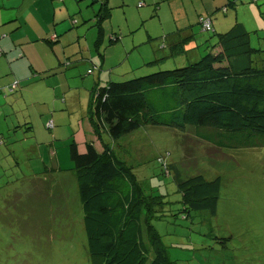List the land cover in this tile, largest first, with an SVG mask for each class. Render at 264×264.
Segmentation results:
<instances>
[{
    "label": "rangeland",
    "instance_id": "obj_1",
    "mask_svg": "<svg viewBox=\"0 0 264 264\" xmlns=\"http://www.w3.org/2000/svg\"><path fill=\"white\" fill-rule=\"evenodd\" d=\"M69 1L78 6L76 0ZM229 1L232 4L229 5L227 0H110L113 9L110 19L103 22L108 32L104 44L97 49L98 29L88 23L67 36V41L71 39L85 45L76 46L77 51L70 46L60 51L62 55H69L72 61V54L80 52L81 56L82 50L89 61L77 59L67 72L48 78L47 85L32 86L33 94H39V102H16L15 108L10 103L5 105L7 120L0 117L1 130L9 125L16 126L17 121L26 125H21V131L12 133L10 138L0 131L5 135L4 143H0V264H90L80 219L78 187L69 171L73 163L68 145L74 139L80 142L82 149L85 139L91 138L85 116L94 80L102 74V84H105L109 80L123 81L160 69L155 65H143L153 60L157 52L167 51L160 49L165 38L179 40L190 33L201 44L212 35L203 32L198 24L200 14L211 15L218 32L228 31L236 22L244 23L250 32L257 30L258 33L250 36L251 45L263 48L264 15L261 12H264V6L259 7L253 0ZM36 2L40 5L39 0H25L24 7L29 9ZM56 2L62 4L63 0ZM71 8L75 10L73 6ZM51 20L41 9L30 17L26 31L45 36L48 34L46 24ZM114 28L117 30L114 35L120 39L112 44L110 36L115 37L112 36ZM6 30L7 27L0 28V43ZM51 37L49 39L53 41ZM212 38L217 41L216 36ZM56 42L50 43L52 48L58 47ZM47 53L53 54V50L50 47L49 52L42 50L38 60L45 62L40 56L46 59ZM12 60L16 67L19 64L16 57ZM40 61L38 67H41ZM94 65L102 70L89 75L88 70H93ZM174 65L180 64L170 60L161 68ZM6 78L4 80L8 82L10 79ZM53 104L67 107L65 111L55 113V119L53 115L48 117V105ZM15 110L19 113L15 114ZM50 120L53 130L46 127ZM105 142L130 166L143 195L152 201L154 218L151 224L172 262L264 264V148L219 150L198 139L191 127L183 132L143 127L119 141L105 138ZM95 143L102 150V142L95 138ZM58 164L60 168H55ZM172 165L176 172L170 168L168 171V166ZM51 169L54 172H49ZM177 173L179 181L197 175H203L207 180L222 178L216 216L194 211L189 216L184 211L182 194L175 182ZM51 178L56 189L65 190V201L60 207L65 212L58 214L57 220L56 216L50 220L51 216L47 222L50 228L54 225V237L46 234L32 238L31 234L36 235L37 231L45 233L44 222L37 227L34 225L44 211L29 220L27 207H15L23 199L20 193L15 192L13 197L5 195L9 188L23 190L24 186L20 184L23 180L48 181ZM46 214H50L48 209Z\"/></svg>",
    "mask_w": 264,
    "mask_h": 264
},
{
    "label": "trees",
    "instance_id": "obj_2",
    "mask_svg": "<svg viewBox=\"0 0 264 264\" xmlns=\"http://www.w3.org/2000/svg\"><path fill=\"white\" fill-rule=\"evenodd\" d=\"M253 1L259 7L264 6V0ZM87 7L93 8L96 14L84 21L100 26V36L95 41L98 49L103 41L101 25L111 17L113 7L110 0H88ZM261 13L264 15L263 11ZM75 16H71V20L77 24L79 21ZM202 19L210 20L209 30L204 29ZM198 24L203 32L216 36L217 41L208 36L200 44L186 33L185 37L160 46L163 50L162 47L167 45L165 56L153 58L143 65H155L160 69L123 81L109 80L102 84V80L91 90L85 117L94 137L102 142V150L97 148L95 139H85L82 149L80 142L74 139L68 145L73 163L69 171L78 187L80 219L90 264H176L170 260L151 224L154 218L152 201L143 195L130 166L116 156L110 144L104 143L105 138L119 141L143 127L168 128L178 132L191 127L198 139L219 150L264 148V47L254 48L250 40L251 34L258 31L250 32L244 23L236 22L228 31L218 32L211 15L199 16ZM112 36H115L112 41H119L120 37ZM173 46L176 50L169 54L168 50L171 51ZM14 51L17 52L16 47ZM82 52L81 56L80 52H74L72 61L70 58L64 61L67 69L77 59L89 61ZM4 53L0 48V57H5ZM176 58L180 65L161 68L158 64L165 59L177 62ZM67 69L64 72L51 69V75L65 73ZM98 70L101 71L102 67L94 65L88 74ZM34 74L40 77L49 72ZM20 88L21 81L15 80L7 86L0 84V93L5 91L6 96H15ZM21 125L26 124L9 125L0 131L10 138L12 133L21 131ZM46 127L49 130L54 128L51 121ZM3 132H0L1 144L4 143ZM169 168L176 172L173 165L168 166V171ZM175 182L182 194L184 211L189 216L193 211L217 215L221 177L207 180L203 175H197L179 181L177 173ZM49 189L47 182L44 194L49 193ZM63 196L56 193L47 199L55 209L45 208L42 215L45 233L37 231L36 235L31 234L32 238L45 237L46 234H51V238L55 236L54 225L52 230L47 222L51 216L50 220L54 216L57 220V215L65 212L60 209L65 201ZM47 209L50 214H46ZM58 230L67 236L66 232Z\"/></svg>",
    "mask_w": 264,
    "mask_h": 264
},
{
    "label": "crops",
    "instance_id": "obj_3",
    "mask_svg": "<svg viewBox=\"0 0 264 264\" xmlns=\"http://www.w3.org/2000/svg\"><path fill=\"white\" fill-rule=\"evenodd\" d=\"M39 1H40V5L36 2L35 5L27 9L26 7H24L26 6L25 0H0V28L7 27V30L3 32L4 40L1 41L0 43V48H2V51H5L4 54H6L5 57H2V56L0 57V84L2 86L10 85L12 84V82L15 81L14 80L15 78L21 81V88L18 92L19 94H16L15 96L13 95L6 96L5 91L0 93V117L5 116L6 118L4 108L7 103H10L12 107L15 108L16 106L14 103L16 102L18 103H27L31 101L39 102L38 101L39 94H33V90H31V87L39 83H41L42 85H47L48 84L47 79L53 76L51 75L52 74L51 69H53V72L55 71L59 72V71L67 69L65 66V62L69 61V59H67L69 55H66V54L62 55L60 51L67 46H70V48H72L73 50H75L76 48V51H77L78 46L85 45L84 43L73 41L71 39L67 41V36L71 32L80 31L84 26H87L88 23H86V21L84 20H87V18L92 16L93 13L94 15L96 14L93 8L91 9L87 7L88 0H81V1L76 0L78 6L71 4L69 0L63 1L62 4L60 3L58 5H57L56 0H39ZM227 2L228 4H232V2H230L229 0H227ZM71 5L75 8V10H72ZM222 5L224 6L223 2H222ZM96 7H95V10H96ZM41 9H44L46 16H50L52 18V20L46 24L48 34H46L45 36L31 34L28 29L26 31L30 17L35 12ZM17 10L19 11L17 12ZM74 15H76L75 19L79 21V23L77 24H74V23L72 24L71 22V16H74ZM201 15L202 14H200L199 16ZM101 26H103V31H104L103 41L101 45L98 46V49L104 44L105 35H108V32L104 28V24H102ZM92 27H97V29L100 28V26L98 27L95 25V22H94V25H92ZM114 31H117L116 28L112 30L113 34H114ZM51 34H52V37L50 36ZM56 36L58 38H56ZM97 36H100L98 35V32H97ZM49 37H51L53 41H51ZM110 38L112 41L111 36ZM55 40H57L56 43L58 44V47L52 48L50 43H53ZM111 43L113 44L117 42L113 40ZM168 43H172V42L171 40L166 38L165 44H168ZM165 46L166 47H162L163 50L164 49L166 50V48L168 49L167 45ZM15 47L17 48V52L14 51ZM49 47L53 50V54L47 53L46 59L40 56L42 59H44L45 62L38 60V56H39L38 53H41L42 50L49 52ZM175 50H176V47L173 46L171 51L168 50V53L169 54L170 52L173 53ZM165 55H166V52H163V53L157 52L155 55H153L152 58L160 59L161 57ZM13 56L16 57V61H18L19 63L16 67H13V63H14L12 60ZM63 56H66L64 57L65 62H63L64 60ZM38 61H40L41 67H38L37 65ZM177 62H179L178 59H177ZM169 63H170V60L167 61V59H165L162 62H159L158 64L159 66H162L164 64H169ZM173 63L177 64L175 60ZM178 64H180V62ZM4 68L6 69L4 70ZM46 70L47 72H49V74H45L40 77L39 76L37 77L34 74V72L38 73V72H44ZM5 76L8 77L6 79H10L8 82L4 80ZM102 79H103L102 74H99L98 79L94 80L92 86L94 87L95 84L102 81ZM66 109H67L66 105L65 106L61 104H59L58 106L54 104L53 106L48 105V112H49L48 117H51L53 115L55 119V113L65 111ZM14 112L15 114L19 113L18 110H15ZM25 123H28V122L26 121ZM17 124H21L20 121H17ZM89 129L88 131L91 136L90 140L95 139L90 123H89ZM54 139H56V136H54ZM54 167L60 168L59 164L54 165ZM51 172H54V169H51ZM23 181L24 182L20 183L21 185L24 186L23 190L16 189V188H9L5 196L13 197V194L18 191L20 195L23 197V199L20 200L21 202L17 203V205L15 206L16 209L27 207L30 213V218L33 217V219L35 218V216L38 215V212H42V210L44 211L45 208H47V206L50 209L54 210L55 209L54 204H52L51 202L50 203L47 202V199L49 197L53 198L54 194L56 193L61 195V194H64L65 192V190H63L62 188L56 189L55 185L50 184V182L52 181V178L48 181H45L42 179H36V180L26 179ZM58 181L60 182V180ZM47 182L49 183L50 191H48L49 193L44 194L43 190L47 188ZM35 185L36 187L34 188ZM42 215L43 214L39 216L38 222L34 224L36 227L39 224L44 222V216Z\"/></svg>",
    "mask_w": 264,
    "mask_h": 264
},
{
    "label": "built area",
    "instance_id": "obj_4",
    "mask_svg": "<svg viewBox=\"0 0 264 264\" xmlns=\"http://www.w3.org/2000/svg\"><path fill=\"white\" fill-rule=\"evenodd\" d=\"M256 1H258V0H256ZM202 20L201 21H202V23L204 25V29L209 30L210 29V20L209 19H206L205 21H204V19H202Z\"/></svg>",
    "mask_w": 264,
    "mask_h": 264
}]
</instances>
